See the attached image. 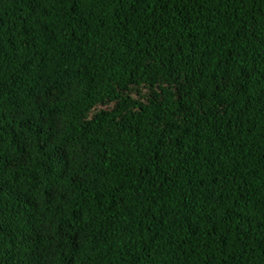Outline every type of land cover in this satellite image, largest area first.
I'll return each mask as SVG.
<instances>
[{"label": "trees", "instance_id": "obj_1", "mask_svg": "<svg viewBox=\"0 0 264 264\" xmlns=\"http://www.w3.org/2000/svg\"><path fill=\"white\" fill-rule=\"evenodd\" d=\"M0 264H264V0H0Z\"/></svg>", "mask_w": 264, "mask_h": 264}]
</instances>
